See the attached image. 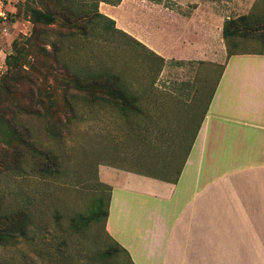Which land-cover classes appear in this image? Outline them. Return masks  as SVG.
Segmentation results:
<instances>
[{
  "label": "crops",
  "instance_id": "0c3cea01",
  "mask_svg": "<svg viewBox=\"0 0 264 264\" xmlns=\"http://www.w3.org/2000/svg\"><path fill=\"white\" fill-rule=\"evenodd\" d=\"M143 1L111 9L127 12L130 36L165 64L221 67L200 116L197 95L179 104L173 136L190 141L175 173L98 165L110 187L105 232L131 264H264V54L227 55L225 0Z\"/></svg>",
  "mask_w": 264,
  "mask_h": 264
},
{
  "label": "rangeland",
  "instance_id": "374dc122",
  "mask_svg": "<svg viewBox=\"0 0 264 264\" xmlns=\"http://www.w3.org/2000/svg\"><path fill=\"white\" fill-rule=\"evenodd\" d=\"M1 1L4 17L0 18V76L6 69V56L14 51L13 41L20 44L32 31L26 6L39 7L37 0ZM116 1L71 0L78 11L76 18L71 19H77V27L56 25L52 39L62 45L61 58L70 70L94 72L91 75L95 78L105 71L116 74L135 108L122 114L98 101V93L94 101L85 94L77 95L70 99L75 112L65 115L67 127L61 139L45 133V129H54L53 122L48 125L39 118L27 120L39 145L57 155L58 170L50 176L29 167L0 174V213L23 208L31 218L26 236L0 245V264H131L106 234L102 218L85 224L96 198L103 196L105 201L107 195L97 181V167L112 164L156 176L171 175L184 156L190 139L174 137L172 132L179 129V104L197 95L200 116L221 64L200 62L198 73L197 63L165 64L123 34L102 28L98 18L88 25L87 35H81V26L88 22L84 18L86 11L94 13L97 8L109 18L114 16L118 22L114 20L115 27L130 36L126 31L127 12L111 10L117 6L108 4ZM225 1L230 6L224 5L232 8L229 18L264 12V0H244L239 11L233 9L235 0ZM141 16H134L132 27L139 34L144 31ZM70 32L78 35H57ZM235 40L233 53L264 54V44L254 33ZM51 61L40 58L38 63L49 66ZM107 252L110 253L106 255Z\"/></svg>",
  "mask_w": 264,
  "mask_h": 264
},
{
  "label": "trees",
  "instance_id": "16d2710c",
  "mask_svg": "<svg viewBox=\"0 0 264 264\" xmlns=\"http://www.w3.org/2000/svg\"><path fill=\"white\" fill-rule=\"evenodd\" d=\"M37 1L39 4L37 8L25 5V13L32 24V31L20 40V44L17 40L13 41L14 51L6 56V69L0 76V174L19 172L25 167L45 176L57 172V155L39 145L27 120L39 118L45 120L48 125L53 122L55 131L45 129V133L47 131L50 136L61 139L67 127L68 118L65 115L75 112L70 99L77 95L85 94L94 101L98 93V101L119 109L122 114L135 108V105L127 100L130 96L121 88L120 78L116 74L105 71L95 78L91 75L94 72L70 70L62 60V45L52 39V35L56 25L66 29L77 27V19L73 21L71 19L76 18L78 11L71 0ZM119 2L120 0H117L108 4L117 6ZM90 12L91 10L85 13L84 18L88 22L81 26V35H87L88 25L94 18H98V25L105 30L121 33L135 44L147 49L135 38L117 29L115 21L99 13L97 8H94V13ZM247 33H254V36L264 44V12L257 14L252 11L247 15L224 21L222 38L228 56L236 54L232 51L235 39L247 36ZM57 35L73 37L78 34L70 32ZM40 58H51L52 61L49 66L41 65L38 63ZM51 82L56 83V86H51ZM99 184L107 191L105 201L103 196L96 198L85 224L102 218L105 230L110 187ZM30 223V215L23 208L0 213V245L11 243L16 237L26 236ZM112 242L116 249L126 255L124 249L116 242Z\"/></svg>",
  "mask_w": 264,
  "mask_h": 264
},
{
  "label": "built area",
  "instance_id": "2783aa9c",
  "mask_svg": "<svg viewBox=\"0 0 264 264\" xmlns=\"http://www.w3.org/2000/svg\"><path fill=\"white\" fill-rule=\"evenodd\" d=\"M3 17H4V12L2 9V1L0 0V18H3Z\"/></svg>",
  "mask_w": 264,
  "mask_h": 264
}]
</instances>
